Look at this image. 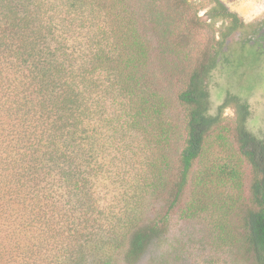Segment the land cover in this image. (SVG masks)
Masks as SVG:
<instances>
[{
    "label": "trees",
    "instance_id": "trees-1",
    "mask_svg": "<svg viewBox=\"0 0 264 264\" xmlns=\"http://www.w3.org/2000/svg\"><path fill=\"white\" fill-rule=\"evenodd\" d=\"M214 2L220 50L170 64L189 0H0V264H183L175 215L207 220L219 253L200 264H264V139L209 89L243 21Z\"/></svg>",
    "mask_w": 264,
    "mask_h": 264
},
{
    "label": "rangeland",
    "instance_id": "rangeland-1",
    "mask_svg": "<svg viewBox=\"0 0 264 264\" xmlns=\"http://www.w3.org/2000/svg\"><path fill=\"white\" fill-rule=\"evenodd\" d=\"M219 1L229 11L237 14L243 23L241 28L228 38L226 47L220 51L217 68L209 79L212 112H216L228 93L237 95L246 101L251 109L248 129L256 137L264 139V0ZM189 3L192 13L196 12L199 18L189 43L182 46L183 52L177 57L171 56L169 49L163 47L158 54L163 51L164 54L154 56V59L158 58L170 64L173 61L179 63V60H185L183 53H188L192 64L204 50H220L217 42L222 40V34L227 32L232 20L209 18L208 12L216 7L214 0H189ZM165 8L162 10L165 11ZM174 26L175 31L181 34L187 30L182 19H178ZM235 115L234 107L227 108L224 112V117L232 121ZM244 173L242 192L245 198H249L251 176L246 164ZM213 239L205 218L183 221L175 215L165 250L169 254L175 250L183 264H200L204 258L219 253L213 247Z\"/></svg>",
    "mask_w": 264,
    "mask_h": 264
},
{
    "label": "flooded vegetation",
    "instance_id": "flooded-vegetation-1",
    "mask_svg": "<svg viewBox=\"0 0 264 264\" xmlns=\"http://www.w3.org/2000/svg\"><path fill=\"white\" fill-rule=\"evenodd\" d=\"M262 13H263V12H262ZM262 13H261V14H262Z\"/></svg>",
    "mask_w": 264,
    "mask_h": 264
}]
</instances>
